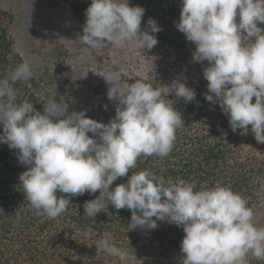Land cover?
<instances>
[{
  "label": "clouds",
  "instance_id": "1",
  "mask_svg": "<svg viewBox=\"0 0 264 264\" xmlns=\"http://www.w3.org/2000/svg\"><path fill=\"white\" fill-rule=\"evenodd\" d=\"M144 14L145 8L131 6L130 0H91L77 41L93 50L107 45L151 50L162 29L149 18L142 30ZM260 24H264V0H182L176 27L195 45L194 62H208L203 70L208 81L205 99L219 104L233 132L247 131L251 125L256 141L264 144ZM33 75L32 63L24 59L0 78V143L15 150L18 162L28 166L19 180L37 215L55 220L67 211L71 197L99 190L83 206L86 218L95 222L101 212L111 216V205L131 210L130 229L152 230L158 221L182 227L181 264H249V255L264 260V227L257 226L253 208L239 193L219 184L197 189L194 180L131 171L139 157L163 159L173 150L176 132L185 123L168 97L174 93L191 103L197 96L185 79L160 87L145 77L128 83L119 71L106 70L99 75L109 86L107 97L116 102V112L104 123L87 116V110L69 112L68 104L55 97L42 112L28 99H18L14 85ZM129 171L126 183L111 187ZM21 218L17 213L16 222ZM96 248L120 264L138 261L135 251L117 246L111 234L98 240Z\"/></svg>",
  "mask_w": 264,
  "mask_h": 264
},
{
  "label": "trees",
  "instance_id": "2",
  "mask_svg": "<svg viewBox=\"0 0 264 264\" xmlns=\"http://www.w3.org/2000/svg\"><path fill=\"white\" fill-rule=\"evenodd\" d=\"M74 7L86 16L91 0H76ZM182 0H130L131 6L145 8L141 28H146L149 18H154L161 31L155 35L158 43L151 50L143 51L144 63L139 77L147 78L154 86L169 85L177 78H183L196 93V100L185 103L175 94L169 99L182 114L185 125L176 132V140L171 153L161 159L157 156H141L131 171L149 170L165 178H183L196 181L197 189L213 187L217 184L228 186L244 197L255 213L258 226L264 227V144L258 143L248 130L233 132L229 117L219 104L205 99L208 81L203 76V63L194 62L195 45L177 27ZM14 14L0 7V78L9 69L23 62L17 52L12 35ZM264 28V24H260ZM107 45L101 49H109ZM61 61L57 59L54 69H47L28 81L14 85L18 99H28L38 111L53 98L54 91L61 93ZM133 74H135L133 72ZM108 85L104 80L93 85L89 100L90 113L96 120L109 122L115 116L116 102L107 97ZM63 91V90H62ZM255 102V97L253 98ZM107 104V110L104 105ZM3 126L0 125V133ZM92 135V133H89ZM18 162L15 150L6 143H0V264H120L117 258L105 252L97 253L98 240L111 234L117 246L135 251L136 264H181V241L185 235L183 228L173 223L158 221L152 230L139 227L130 229L132 212L125 208L117 210L109 205L108 213L101 212L95 222L84 216L85 202L99 195L85 193L71 197L66 212L55 220L45 215H37L25 199L19 176L27 170ZM113 182L111 187L126 183L132 172ZM58 196L65 195L57 193ZM17 213L22 217L16 222ZM249 264H264V260L248 257Z\"/></svg>",
  "mask_w": 264,
  "mask_h": 264
},
{
  "label": "rangeland",
  "instance_id": "3",
  "mask_svg": "<svg viewBox=\"0 0 264 264\" xmlns=\"http://www.w3.org/2000/svg\"><path fill=\"white\" fill-rule=\"evenodd\" d=\"M75 2L78 1L0 0V7L15 16L12 35L16 50L32 63L33 76L54 69L60 59V76L69 82L62 81L63 91L57 95L54 91L53 97L68 104L69 112L87 110L86 115L95 119L87 114L92 92L89 86L104 80L99 74L106 70L119 71L122 80L130 83L129 78L137 77L142 68L145 54L142 50L125 51L113 46L93 50L79 44L86 16L74 7Z\"/></svg>",
  "mask_w": 264,
  "mask_h": 264
}]
</instances>
